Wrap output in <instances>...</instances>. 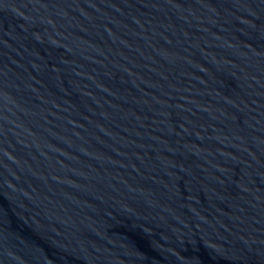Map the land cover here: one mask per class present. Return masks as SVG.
<instances>
[{
	"label": "water",
	"instance_id": "1",
	"mask_svg": "<svg viewBox=\"0 0 264 264\" xmlns=\"http://www.w3.org/2000/svg\"><path fill=\"white\" fill-rule=\"evenodd\" d=\"M0 264H264V0H0Z\"/></svg>",
	"mask_w": 264,
	"mask_h": 264
}]
</instances>
